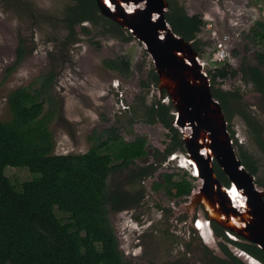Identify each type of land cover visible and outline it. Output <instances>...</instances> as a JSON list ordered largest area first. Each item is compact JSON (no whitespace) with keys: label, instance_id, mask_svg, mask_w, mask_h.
I'll use <instances>...</instances> for the list:
<instances>
[{"label":"rangeland","instance_id":"374dc122","mask_svg":"<svg viewBox=\"0 0 264 264\" xmlns=\"http://www.w3.org/2000/svg\"><path fill=\"white\" fill-rule=\"evenodd\" d=\"M30 1L31 7L22 10L6 0H0V120H7L11 116L7 102L8 93L18 86H36L39 75L54 63L57 66V76L52 92L58 101V111L48 124L53 137L52 152H84L96 140L95 137L104 139L112 126L126 140L137 136L145 139L147 151L134 160L133 166L153 164V171L143 178L127 181L125 175L132 172L129 167V172L121 169L113 172L108 179L111 187L114 183L123 181L128 192L141 193L140 201L143 200L136 205L134 212H109L124 258L130 260L131 264H150V261L166 264L176 257L186 256L191 258L190 262L199 263V254L185 252L186 245L181 240V233L186 232L187 224H190L186 222L179 226L180 221H175L176 224L170 223L171 217L166 218L161 206H157L162 204L170 207L169 214L175 215V211L187 199L175 194L174 186L167 180L168 174L175 179H189L192 187L197 186L199 180L191 174L189 166H178L173 160H166L167 163L163 164L161 151L169 140L168 129L160 121H149L150 125H144L142 97L145 102L151 101V89L155 92L156 87L152 86L153 82L145 87L141 84V81L147 80L148 72L154 69L142 42L133 36L124 40L105 34L101 31L100 24H85L89 26L87 33L81 32V26L78 25L79 40L69 46L70 60L59 65L57 59L53 61L52 58L56 37L59 38L65 33L59 17L69 0ZM178 1L188 14L199 13L204 19L198 32V37L206 41L199 50L201 56L206 60L209 69L225 66L234 70L233 75L218 78L217 83L224 89L239 90L241 99L262 123L264 138V92L256 90L249 80L252 66H256L264 75V38L260 41L255 38L253 41L247 37L256 19L264 21V0ZM211 29L215 31L214 34ZM223 34L227 35V44L230 43V54H227L228 57L223 62L215 63L211 59L212 52L217 49L215 44ZM19 54L20 61L5 76L7 67L14 63ZM120 56L129 60L126 74L104 64V60ZM120 97L130 101L129 110L117 112ZM227 126L233 139L256 159L258 169L255 179L264 181V152L256 144L244 120L234 114L228 120ZM235 148L238 152L237 145ZM3 171L17 187L24 180L33 177V173L25 166L8 164ZM258 185L262 186L260 183ZM56 214L61 218L65 216L64 212L57 209ZM142 215L144 218L149 217L151 224L136 239L135 231L130 229L133 219L136 217L142 221ZM188 220L189 216L185 221ZM217 240L218 236L209 242L213 241L214 249L219 247ZM198 242L194 237V243ZM201 244L204 242L200 241L199 245ZM250 244L252 245L248 242V246ZM229 245L237 250V245Z\"/></svg>","mask_w":264,"mask_h":264},{"label":"trees","instance_id":"16d2710c","mask_svg":"<svg viewBox=\"0 0 264 264\" xmlns=\"http://www.w3.org/2000/svg\"><path fill=\"white\" fill-rule=\"evenodd\" d=\"M6 2L22 10L32 4L30 0ZM168 3L165 17L172 29L192 40L196 50L202 49L206 41L198 37V32L204 19L199 13L188 14L178 0H168ZM59 20L65 33L56 37V48L60 51L52 58L53 61L56 58L59 65L68 59L69 46L78 39L77 25L83 21L100 24L102 32L124 40L132 36L100 13L96 0H69ZM81 27L89 31L85 25ZM250 31L247 34L250 40L263 39L264 21L256 19ZM20 54L7 67L5 76L16 67ZM104 64L121 74L129 70L125 56L109 58ZM249 72L253 87L263 92L264 75L256 66ZM149 74L152 80H157L153 68ZM208 74L212 93L220 101L226 118L239 115L264 152L263 125L241 99L239 90H224L217 85L218 78L233 75L234 70L220 66L209 69ZM56 76L57 66L53 63L39 75L36 86H18L7 95L11 116L0 120V264H131L119 247L109 212L133 205L139 199L134 202L122 183L111 187L108 179L118 170L129 172V167L132 172L125 175L127 181L143 178L153 171V164L133 166L134 160L147 151L145 139L137 136L126 140L112 126L104 139L95 137L84 152H52L53 137L48 124L58 111V101L52 92ZM172 109L171 102L159 103L157 107L152 104L148 109L150 122L160 121L170 130L171 140L163 155L176 149L185 151L180 132L172 124ZM234 144L238 146L237 154L245 168L256 174V159L236 140ZM8 164L27 167L33 177L15 186L3 171ZM214 169L219 180L228 184V177L216 163ZM166 177L174 186L175 194L189 191L190 181L185 177L175 179L169 174ZM256 181L264 187V181L257 178ZM56 209L65 216L59 217ZM256 253L264 260V248L258 246Z\"/></svg>","mask_w":264,"mask_h":264},{"label":"water","instance_id":"95a60500","mask_svg":"<svg viewBox=\"0 0 264 264\" xmlns=\"http://www.w3.org/2000/svg\"><path fill=\"white\" fill-rule=\"evenodd\" d=\"M96 4L102 14L142 42L157 74L156 88L159 93L165 90L172 102V124L180 132L185 151L173 150L162 160L163 164L173 160L178 166L183 160L198 178L199 184L191 188L180 206H186L190 216L196 206L200 208L202 215L195 224L204 244L214 246V220L264 248V188L237 154L224 110L211 90L206 60L192 40L175 32L166 19L168 0H96ZM215 163L228 177V184L219 180ZM202 222L212 243L203 237ZM133 225L135 229L140 226ZM245 254L247 261L259 263Z\"/></svg>","mask_w":264,"mask_h":264},{"label":"flooded vegetation","instance_id":"af4514ba","mask_svg":"<svg viewBox=\"0 0 264 264\" xmlns=\"http://www.w3.org/2000/svg\"><path fill=\"white\" fill-rule=\"evenodd\" d=\"M87 23L92 24L89 21H83L82 23H80L78 25L81 26V24L85 25ZM86 27L89 29V26H86ZM77 30H78V28H77ZM80 31L84 32V33H87L86 31H83L82 27H81ZM78 40H79V30H78V39L76 41H78ZM230 49H231V46H230V43H229L228 52H227L228 55L230 54ZM59 51L60 50H57V48H55L53 56L58 55ZM67 52H68V56H67L68 59L66 61L70 60V57H71L69 51H67ZM228 55H226V56L228 57ZM149 72H148L147 80L144 81V82H146V84H143V87L147 86V84L150 85L151 82H153L152 86L156 87L158 79L156 81H154L152 79L150 80L151 76H150ZM249 75H250V72H249ZM217 85L220 88L224 89L222 87V85H220V83H217ZM155 89H156L155 92H154L153 88L151 89V99H152L151 101L149 100V102H145L144 101L145 98L142 97L143 98L142 99L143 100V105L142 106L144 107L145 111H143V113H144L143 117H142V115L140 117L145 119L144 120L145 121L144 125L145 124L146 125H150V122H149V119H148V118H150V114L148 113V109H150V106L152 104L155 107H157L159 103L168 104V103L171 102V100L168 98V95H167L165 90H162V92L159 93L157 88H155ZM224 90H227V89L225 88ZM260 92H262V91H260ZM148 94H150V86H149ZM118 101H119V103H118V107H117V112L127 111V110L130 109V101L125 100L124 97H120L118 99ZM144 125H140V126L144 127ZM167 129H168L167 130V137H168L169 140L165 143V146H164V148L161 151L162 152L161 159H166L167 156H168V154L163 155L164 150L167 148L168 143L171 140V138H170V130H169V128H167ZM181 165L183 167L188 168V165L186 164V162H183V160H182V164ZM138 166L139 165H137L136 167H138ZM118 183H120V184L122 183L123 184V181L120 180V181H118ZM123 188H125L124 185H123ZM191 188H192V186L190 185L189 191L191 190ZM189 191L184 193V194L178 195V196L186 198L187 194L189 193ZM126 194L131 195V197H133L135 199L134 202L137 201L138 199H139V201L137 203L133 204V205L124 206L120 210H124V211L127 212L126 209H128V210H130V212H131V210H133V212H134L136 205H138L139 202L143 201V200L140 201L141 193H139V192H137V193L136 192L135 193L132 192L131 193V192H128L126 190ZM157 206L158 207L161 206L160 208L162 209V211H163L164 215L166 216V218L167 217H171V221H169L170 223L171 222L175 223V221H177V222L180 221V223H178L179 226L184 225L186 222L190 224V226L187 224V231L181 233V235H182V236L180 235L181 236V240L183 241L184 245H186L185 246L186 247V251L185 252L191 251L193 253L199 254V256H198L199 263H197L196 261L190 262L191 258H188L186 256H180V257L174 258L173 260L167 262L166 264H264V260L262 258H260L259 256H257L258 254L256 253V251L258 249V245H256L254 242H250V243H252V245L250 244V246H248V242L249 241L246 240L242 235L235 234L234 232L229 231L224 226L220 225L219 223H217L214 220L211 221V225H212V227L216 226V229H217L215 232L217 233V236H218L217 242L219 244L218 248H219L220 253H218V248L217 249L209 248L207 246V244H201L202 246L199 245V242L200 241L202 242L203 240H202L201 235L199 234V232H198V230L196 228L195 222H196L197 216L198 215L201 216L202 214L199 213L200 212V208H197V206L193 210V215L192 216H190L189 212H187L188 210H187L186 206H184V205H183V207L180 206V208L177 210V213H178V214L176 213L177 215L176 214L175 215L169 214L170 207L162 206V204L157 205ZM163 213H162V215H163ZM188 216H190L191 219H189L188 221H185L186 217H188ZM142 217H143V215L140 216V218H142ZM133 221L140 225L138 227V229H135L137 227H135L134 225H132V227L130 229V230L134 229L133 230V231H135L134 235H135V237L137 239L139 237V235L143 232V229L145 227L150 226V224H151L150 223V218L149 217H147V218L143 217L142 221H140L139 219H137L135 217L133 219ZM132 224H133V222H132ZM201 225H202V228H200V229H202V232H203L204 226H205V229H207V226H206V224L205 225L201 224ZM214 227H213V229H214ZM194 237H196L198 239V241H199L198 244L194 243ZM203 237L205 238V240L208 243L211 242V240H213L212 236L209 235L208 232H207V235L203 232ZM190 239H192V242H191ZM192 243H193V245H192ZM230 243H233L235 246L237 245L236 246L237 250H234L232 247H230V245H229ZM245 252H248L250 255H252L255 259H257L259 261V263H256L253 259H250L251 262L247 261L246 259H248L249 257H248V255L246 256ZM150 264H155V263L150 261Z\"/></svg>","mask_w":264,"mask_h":264},{"label":"built area","instance_id":"2783aa9c","mask_svg":"<svg viewBox=\"0 0 264 264\" xmlns=\"http://www.w3.org/2000/svg\"><path fill=\"white\" fill-rule=\"evenodd\" d=\"M209 26L210 24L207 23ZM206 26V23H205ZM212 34L215 33V31L213 29H211ZM227 35L223 34L221 35V38L216 41H214L213 43H216L215 45L217 46V49L214 50L212 52L213 56L211 57V59L215 62V63H221L225 60L227 52H228V44H227Z\"/></svg>","mask_w":264,"mask_h":264},{"label":"bare ground","instance_id":"6f19581e","mask_svg":"<svg viewBox=\"0 0 264 264\" xmlns=\"http://www.w3.org/2000/svg\"><path fill=\"white\" fill-rule=\"evenodd\" d=\"M233 196H234V198H236V196L233 194ZM237 199V198H236ZM201 224H203V225H205L204 223H201ZM203 232L207 235V229H205V226H204V230H203Z\"/></svg>","mask_w":264,"mask_h":264}]
</instances>
